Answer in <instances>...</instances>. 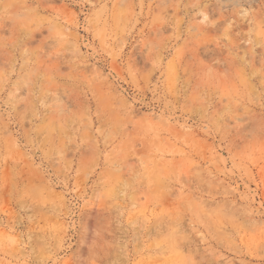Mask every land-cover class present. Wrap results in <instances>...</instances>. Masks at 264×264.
Masks as SVG:
<instances>
[{"label": "rangeland", "instance_id": "374dc122", "mask_svg": "<svg viewBox=\"0 0 264 264\" xmlns=\"http://www.w3.org/2000/svg\"><path fill=\"white\" fill-rule=\"evenodd\" d=\"M0 264H264V0H0Z\"/></svg>", "mask_w": 264, "mask_h": 264}]
</instances>
